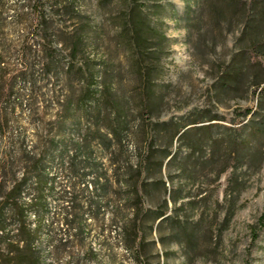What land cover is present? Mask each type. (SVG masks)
Listing matches in <instances>:
<instances>
[{
	"label": "rangeland",
	"instance_id": "rangeland-1",
	"mask_svg": "<svg viewBox=\"0 0 264 264\" xmlns=\"http://www.w3.org/2000/svg\"><path fill=\"white\" fill-rule=\"evenodd\" d=\"M103 1L73 0L91 24L80 56L98 71L91 93L105 91L111 108L120 99L130 124L126 133L100 137L91 120L90 143L75 135L64 167L62 145L48 160L47 205L34 242L35 259L39 264H264V229L259 225L264 162L259 168L236 144L240 112L257 110V100L244 87L222 88L223 72L231 71L237 50L238 17L232 11L222 19L214 11L220 3L201 8L203 0H141V14H131L128 0ZM22 3L2 0L0 8L4 4L20 12ZM27 13L22 21L15 17L3 23L2 46L18 52L19 35L36 28L30 9ZM136 17L147 23L138 34L131 23ZM52 21L57 27V37L49 31L53 45L71 48L59 31L67 34L77 23L70 16ZM114 116L103 115L99 126L116 123ZM62 172H86L81 185L88 187L86 195L94 186L93 172L105 175L110 187L101 202V221L91 219L84 208L77 214L78 237L54 243L52 225L67 182ZM126 172L139 173L133 179ZM21 174L16 171L18 179ZM125 180L138 182L137 197L129 199ZM117 206L125 210L116 214L129 220L127 237L138 235V258L113 224ZM161 214L167 219L156 220ZM30 221L35 227V219ZM31 256L5 249L0 264H28Z\"/></svg>",
	"mask_w": 264,
	"mask_h": 264
},
{
	"label": "trees",
	"instance_id": "trees-1",
	"mask_svg": "<svg viewBox=\"0 0 264 264\" xmlns=\"http://www.w3.org/2000/svg\"><path fill=\"white\" fill-rule=\"evenodd\" d=\"M20 1L23 2L20 12H13L4 4L0 8V32L5 23H11L9 20L15 17L24 20L29 9L36 22L34 30L26 31L27 35H19L18 52L17 48L12 50L0 44V251L30 252L32 256L27 263L39 264V260L35 259L34 242L46 212L48 160L62 145L60 156L63 159L61 166L64 167V157L70 152L68 145L75 135L83 137L82 143H90L91 120L97 123L95 130L100 137L110 138L123 131L126 133L130 123L124 104L119 101L120 96L109 93V97L119 99L111 108L109 101L105 100L108 97L105 91L98 94L94 90L91 93V79H97L98 71L95 66L91 68L89 58L83 60L80 56H84L91 33L90 18L73 0ZM128 1L132 3L131 14L134 11L142 13L141 0ZM210 2L214 5L220 3L214 11L222 19L232 11L239 19L237 50L230 63L231 71L223 72L222 88L230 91L233 87H244L257 100V110L246 108L240 112L242 118L238 131L241 135L236 144L260 168L264 162V0H203L201 8ZM54 16H70L77 23L76 28L67 34L58 30L71 48L53 45L49 31L57 29L52 21ZM136 18L131 23L138 34V29L147 23ZM56 32H52L54 37ZM67 50L69 53L64 55ZM49 85L51 89H48ZM103 115L107 119L115 115L116 123L113 120L112 124L99 126ZM29 139H32L31 142H28ZM169 157L170 154L166 155V159ZM17 170L22 171L20 179L17 178ZM85 173L62 172L67 182L59 196L63 204L52 225L56 226L50 238L54 243H67L69 239L78 237L81 222L77 214L84 208L90 211L91 219L101 221V202L109 195L110 181L105 179V175L93 172L96 175L94 186L91 185V193L86 195L88 187L81 188ZM126 173H133L135 179V174L139 172ZM125 186L129 189V199L138 196L136 180H125ZM128 209L136 210L135 207ZM121 210L125 208L116 207L113 224L120 237L130 243L128 248L132 249L134 257L138 258L139 246L135 245L138 235L134 232L132 238L127 237L131 235L129 220L116 214L122 213ZM32 217L37 222L35 227L31 225ZM166 219L164 214L156 218L160 221ZM259 225L264 229V213Z\"/></svg>",
	"mask_w": 264,
	"mask_h": 264
}]
</instances>
